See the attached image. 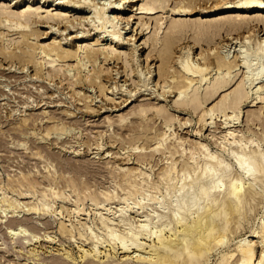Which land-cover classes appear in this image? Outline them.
<instances>
[{
	"label": "rangeland",
	"instance_id": "374dc122",
	"mask_svg": "<svg viewBox=\"0 0 264 264\" xmlns=\"http://www.w3.org/2000/svg\"><path fill=\"white\" fill-rule=\"evenodd\" d=\"M16 1L20 0H13L12 2L11 0H0V6L10 4L11 8H7L9 12L27 9V5H24L27 0H24L22 3H17L14 6ZM92 1L101 4L104 0ZM182 1L184 2L182 3ZM185 1L187 0H169L164 8L152 16L133 15L135 13H128L127 11L122 12L126 18L132 16L131 24L134 28L139 27L142 30V33L136 38L138 51L134 54L133 46L128 45L131 43L124 42L122 45H115L112 42L111 44L109 37L99 38L97 41L95 30L86 20H83L84 23L79 24L82 19L81 17L91 16V13H87V8L86 11L81 9L76 10L75 13L74 11L68 13V16L71 17L69 21L74 22L76 19L80 20H76L77 22L75 21L74 23L72 22L74 26L69 23H62V25H54L50 29L49 27L55 23H50L49 25L47 23L30 25L24 31L31 30L35 36H29L28 38L22 37L19 33L23 31L22 28H17L13 25L15 20L5 21L7 14H2L0 10V78L2 79H0V264H45V262L46 264L47 262L48 264L50 262L54 264L55 261L54 259L52 261L51 258H57L58 255L67 251L77 261L74 262L75 264H82V262L84 264V262L86 263V259L81 260L77 246H82L85 250H89L92 247V243L98 246L100 253L102 252L100 254L101 257L105 259L107 256L109 261L107 264H123L122 254L118 251L114 240L109 239L101 226L102 224L99 221L100 214L104 215V217L114 216L115 222L111 228L118 231V235L122 233L124 226L130 223H132L130 225H134L135 227L136 221L139 220L138 218L144 217L143 214L145 212H148L146 214H151L149 211L158 210L155 205L156 201L167 203L170 200L173 195V188L181 185L189 172L182 161L184 163L186 160L189 161L188 159H190L192 149V156L194 155L196 157L197 154L199 155V152H202L200 151L202 150L200 148L201 143L203 145L206 144V151L208 148V152L211 150V153H215L217 156L219 155L220 157H218L225 164H230V168L232 166L231 169H235L234 159L219 145L221 140L223 142L228 138L225 135L227 133L226 130H233L232 127L237 130V132L234 130L235 138L239 137L237 140L240 139L242 141L244 137L243 142L253 141L255 143L257 141V144L255 143L254 145L260 143L258 146H260V149H264V103L261 104L263 105L261 106L262 110L258 109L259 111L261 110L260 112L256 109L259 105L253 108L249 106V99L246 102L247 105L241 107L243 110H241V115L236 111L238 109H234L233 111L227 109L223 113H215L216 118L209 120V116L205 117V122L210 123L212 121L213 124H210V127L209 125L203 127L202 125L205 123L198 116V114L207 112L209 108L214 107L221 100V97L233 91L237 86L236 84H240L241 80H244L243 70H239V66L231 70L233 73L232 77L234 76L235 78L233 77V81L227 85L228 87L226 86V88L214 95L209 101H205L201 108L202 111L204 110L203 112L199 111L197 113L198 111H193L192 108L188 109L189 107L184 108L175 104L178 93L177 87L185 83L183 78L181 80L179 77L180 73H177L176 70H180L179 64L181 60L190 56V60L194 58L193 62L196 59V64L203 65L202 58L207 56L208 53L213 57L212 54L215 52L219 56L229 54V59H236L237 62L239 58H235L237 55L236 50L241 47L242 50L255 52L258 49H256L258 43L264 40V23L257 21L258 19H264V15L254 16L252 13H249L241 16V13L233 12L202 16V9H208L215 2L222 3L221 1L224 0H206L205 3L200 2L195 5L193 3V6H191L195 7H190L192 11L188 12L187 15L175 14L173 11L175 8L184 6V4L187 6V2ZM37 2L39 0L29 1L32 9L38 6ZM58 2L60 1L54 0V3ZM52 3V0H49V3L46 2L43 10L47 6L50 9L49 7ZM20 5H24V7L21 6L20 9L15 8ZM205 6L206 8H204ZM59 9L62 8L60 7ZM108 9L111 11V8ZM230 18H234L235 20L246 19L247 21H245L244 26L248 27L250 24V28H247L249 30L244 28L247 32L244 29H241L240 32H228L222 29L213 35L212 40L214 43L211 41L208 45L209 47L204 42L196 43L194 41L193 35L194 37L196 36L197 30L195 27ZM176 23H183L188 26L178 32L176 35L178 38L172 47V54L170 62L168 63V66L172 68L170 69L168 67L171 73L168 76L170 77L173 74L177 79L171 80L172 84L170 85V83H167V81L170 82L167 80L170 78L161 80L157 78L156 68L159 62L156 59L153 60V54H150L151 57L148 60L145 57L150 50L149 45L151 44V40L155 38L157 40L162 39L163 37L161 38V36L165 37L167 33L171 32L173 24ZM65 26L66 28H64ZM56 28L57 30L55 31ZM139 29L137 32H139ZM249 31H251V36H248L250 34H248ZM241 35H245L243 39L246 42L240 37ZM102 36L104 34H101L99 37ZM128 36L130 34H124L125 39ZM246 37L248 39L251 38L250 41ZM27 39L29 40L27 41ZM258 39H260L259 42H257ZM25 41H27L26 44L24 43ZM52 43L59 45L65 51L75 53L78 58L72 57L69 61L60 62V59L57 61L56 57H52L53 59L50 57L47 58L43 53H40L39 49L28 47V45L33 47H46ZM91 47H94V49L99 48L109 55L108 58L113 56V54L119 53L122 58L118 62H114L113 60L105 62L102 56L95 64L94 60L89 61L85 58L83 60L85 54L83 52H85L86 48ZM208 48L210 50L216 49L217 51L214 50L212 52L206 50ZM6 50L13 54L14 52L16 53L15 55H10ZM22 50L24 52L30 51L33 54L32 62H28L24 58L21 59V56L20 58L17 56V54L23 52ZM203 50L206 52H202ZM136 57L137 61L135 60ZM51 61L52 63H50ZM237 63L239 64V62ZM93 64L95 69L101 72L100 79H97V82L94 84H90L89 82L83 83L85 76H91L93 72V70L91 72V69H94ZM212 64H210L212 67L207 65V68H211V70L214 68L212 70L214 72L207 69V73L209 72L208 77H211L216 70L215 64ZM67 69L68 71H66ZM149 70L154 71L150 73ZM179 70L178 72H181ZM172 72L177 73V75ZM72 75H76V77H71ZM79 76L83 80L82 84L78 86L71 85L70 87V82H75L77 78L80 79ZM177 80L181 81V84L176 82ZM156 82H159V84H156ZM160 82H162V85ZM169 85L170 87H166ZM161 86H163V89H161ZM131 91L132 93H130ZM129 93L131 95L134 94V97L129 99ZM156 95L158 96L156 97ZM250 97H254V94ZM144 98L156 105L155 107L157 109H150V112L144 118L140 119L129 109L137 105L140 99ZM249 110L254 112L256 110V114L257 111L263 113L261 116L259 113L257 115L255 114L256 118H253V112L250 117L248 115L251 111L249 113L245 112ZM156 111L162 112L160 115H157ZM229 112L232 117L233 115L238 117V120H232V124L230 125L229 123L227 125L230 128L227 129V126L224 127L223 124L231 119ZM227 114L229 116L223 118ZM247 116L249 119H254L253 122L247 123L248 121H252ZM218 117L219 119H217ZM113 120H116L115 123ZM184 121L186 122L183 123ZM247 124L250 125L249 127L247 126L248 129L246 128ZM116 125L121 129H118L120 135L116 131L118 128ZM251 138L252 140H250ZM196 144L200 145L197 146ZM196 148L200 149L197 150ZM195 151H197V154ZM170 165L174 166L170 176L160 175L166 173ZM183 166L184 168H181ZM129 171H132L133 174H129ZM131 176H135L136 178L134 177L132 179ZM140 178L142 180H140L141 182L139 181ZM131 181L141 183L137 188L139 190L137 194L130 188V184H128ZM126 186L129 187L127 188ZM258 187H255L256 193L261 191L262 193L259 192L258 194H260L259 196H263L258 201L259 196L258 194L256 195L258 199L255 198V201H257L252 202L254 203L255 209L252 207L247 211L248 206L246 207L244 217L240 221V229L238 228V231L236 229L231 232L234 235L229 233L230 235L226 237L228 241L225 240L222 246L215 247L211 251L210 256H208V261H204L205 263L203 262L202 264H217L222 254L225 252L229 253V251L233 252L232 250H234V245H236L237 240L250 236L251 231L259 227L261 221L264 220V185L260 184ZM49 188H52V191L56 195L50 193L52 191ZM105 192L112 196L110 201L103 199L102 194ZM149 197L150 200L146 199ZM123 198L129 199V201L124 203ZM137 201H141L140 203L144 207L142 210L136 212L135 208L132 211L130 209L123 216L126 219L120 216L119 210L126 209L127 204L128 206L134 207L132 203ZM98 203H101L103 209L106 210H100V207L95 206ZM45 206H48L49 212H43ZM31 207H34L35 211H29ZM124 220L126 225H123L125 224L123 222ZM117 225L120 227L122 225V229ZM20 228H25L26 232L24 234L17 233V230ZM119 230L121 231L120 233ZM10 231L17 232L13 235ZM90 232L96 235L94 237L95 239L90 237ZM44 235H49L51 242L49 239L47 242L44 241ZM32 236L38 237V239ZM52 237L54 238L53 240ZM147 239L144 241L146 244L149 243V239ZM252 241H255L257 244L259 239L254 238ZM260 250L262 251L259 245L256 248L257 256H259ZM33 256L34 258H32ZM58 262L59 264H63L60 261H56L55 264H58ZM67 263L71 264L69 262Z\"/></svg>",
	"mask_w": 264,
	"mask_h": 264
},
{
	"label": "bare ground",
	"instance_id": "6f19581e",
	"mask_svg": "<svg viewBox=\"0 0 264 264\" xmlns=\"http://www.w3.org/2000/svg\"><path fill=\"white\" fill-rule=\"evenodd\" d=\"M12 1L13 0H11V2ZM23 1L24 0L16 1L14 3V6H16L17 3H22ZM29 1L30 0H27V2L24 4V5H27V9L16 10L15 12H9L7 10V8H11L10 4L9 5L7 4V5L2 6V7L0 6V10H1L2 14L3 13L7 14L8 18L5 17V21L15 20L13 25L17 28H22L23 31L19 32L22 37L28 38L29 36H33V37L35 36L34 32H32L31 30L30 31H24V30L28 29L29 26L32 24L35 25L37 23H40V24L41 23H45V24L47 23L49 25L50 23H55L53 25L51 24L52 26L49 27L50 29H52L54 27V25L60 26L59 24L62 25V23H69L70 25H73L72 24L73 21L72 22H71V20L69 21V18H71V17L68 16V13L73 12V11L75 13L76 10H81V9H83V11H86V8H87V13H91V16L81 17L82 19H81V22H79V24L84 23L83 20H86L87 23L91 27H93V29L95 30V36H96L97 41L99 40V38H108L109 37L111 44H112V42L115 45L116 44L122 45L124 42L131 43L128 45L133 46V48H134L133 54H134V53H137V51H138V47H137L138 45H136V38H137V36H139L142 33V30L139 29V27L134 28L133 25L131 24L132 16H129L126 18L123 16L124 14L122 12L127 11L128 13H135L133 15H150V16H152V15L156 14L157 12H159L162 8H164L169 0H112V1L104 0L101 4H99L98 2H95V1L93 2L92 0H59L60 2H58V3H54V0H52L53 3L49 7L50 9L47 8L48 6L46 7L47 10H46V8H45V10H43V8H44V4L46 2L49 3V0H39V2H37L38 6L34 7L33 9H32V6L30 5ZM183 2L184 1H182V3ZM185 2H187V6H185V4H184V6H180L177 9L175 8L173 10L175 12V14H178V15L186 14L187 15L188 12H191L192 11L191 9L195 7V6L192 7L193 3H194V5L196 3L198 4L200 2L205 3L206 0H187ZM221 2L222 3H220V2L216 3L215 2L214 5H212V7L208 8V9H202V11H203L202 16L205 17V16H211V15H216V14H221V13L225 14V13H233V12H239L242 14L241 16H245L249 13H252L254 16L261 15V14L264 15V0H224ZM24 5H20V6H17L15 8L20 9L21 6L24 7ZM201 5H203V4H201ZM14 6H13V8H14ZM60 7L62 9H59ZM190 7H192V8H190ZM108 8H111V11H109ZM204 8H206V6ZM129 9H131V10H129ZM76 20H78V19H76ZM76 20H74V22ZM78 21H80V20H78ZM86 21H85V23H86ZM245 21H247V20L246 19L245 20H242V19L235 20L234 18L233 19L230 18V19H223L221 21L209 22L207 24H201V25L195 27L197 30H196V36L194 37V35H193L194 41L196 43H200V42L203 43L204 42V44L206 46H208L211 43V41H213L212 40L213 35L218 33L222 29H225L228 32H238V31L240 32L241 29H244V28L247 29L250 24L248 25V27L244 26ZM257 21L264 23V19H262V20L258 19ZM187 26L188 25H185L183 23L173 24V26L171 28V32L167 33L165 37L161 36V38L163 37L162 39L157 40V38H155V39L151 40V44L149 45L150 50L145 57L146 60H148V58L151 57L150 54L151 53L153 54L152 55V57H154L153 60L156 59L159 62L158 66L156 68L157 69L156 70L157 75H158L157 78L160 80L164 79V78L165 79L170 78V79H167L170 81V82L167 81V83H170V85L172 84L171 80L177 79V77L174 76L173 74L170 77L168 76L169 74H171L169 72V70L172 68V67L170 68L168 66V63L170 62V58H171V54H172L171 53V51L173 49L172 47L176 43V39L178 38L176 35L178 34V32ZM64 28H66V26ZM138 29H139V32H137ZM246 29H244V31ZM56 30H57V28L55 29V31ZM247 30H249V29H247ZM247 30H246V32H247ZM250 30H252V29H250ZM250 32L251 31H249L248 34ZM241 33H243V32H241ZM101 34H104V36L99 37ZM124 34L125 35L130 34V36H128L125 39ZM245 35L244 36L241 35L240 37H242V39H243V37L245 38ZM248 36H251V33ZM250 39L247 38V40H249V41H250ZM21 40H20V42H21ZM28 40L29 39H27V41ZM230 40H232V39H230ZM238 40H239V33H238ZM259 40L260 39H258L257 42H259ZM27 41H25L24 43L26 44ZM240 42H241V40H240ZM244 42H246V41L244 40ZM213 43H214V41H213ZM213 43H212V45H213ZM223 45H225V44H223ZM256 46H257V44H256ZM28 47L33 48V49L34 48L39 49L40 53H43L47 58L48 57H50V58L56 57L57 61H58V59H60V62L69 61V60H71L70 58H72V57L78 58V56L75 53L65 51L59 45H57L55 43H52L46 47H42V46L41 47H36V46L33 47L31 45H28ZM219 47H220V45H219ZM256 49L257 50L255 52L254 51L248 52V50L247 51L242 50L240 47L238 50H236V54H237L236 57L234 55L235 52L231 49L234 52V54H233L234 57L239 58L238 60H240V61L237 60V62H239V64L236 62V59H233V60L229 59L230 58L229 54H226L224 56H222V55L219 56V55H216L215 52H214V54H212L213 57L210 56L211 55L210 53H208L209 55L206 53L207 56L202 58L203 61L201 60L202 62H204L203 65H199V63L196 64V59L193 62V60H194L193 57H192L193 60H190L189 59L190 56L181 60V63L179 64L180 70L176 69V68L175 69L177 70V73H180V75L179 74L178 75L181 78V80L183 78L185 83H184V85L178 86V87L175 84V86L177 87V91H178L175 104L177 106H181L184 108L189 107L188 109L192 108L193 111H198L197 113H199V111L201 112L202 111L201 110L202 105L205 103V101L206 102L209 101L211 98L214 97V95H216L218 92L222 91L224 88H226V86L231 81H233L234 76L232 77L233 73L231 70L233 68L239 66V70L240 69L243 70L244 78L243 77L242 78L244 80H241L240 84L239 83L236 84L237 86L236 87L234 86L235 89L233 91L225 94L224 97H221L220 98L221 100L219 99L220 101H218L216 103V105H214V107H212L211 109L209 108L207 110V112H203L204 111L203 110L202 114H200V115L198 114L200 120L205 123L202 126L204 127L205 125H209V127H210V124H213L212 121H210V123L205 122V117L209 116L208 117L209 120L216 118L215 113H218V112L223 113L227 109L232 110V111L234 109H238L236 111H238V113L241 115V113L243 111L241 109V107L247 105L246 102L249 99H250V101H249L250 107L253 108L254 106L257 107L259 105L258 108H256V109L257 110L261 109L262 108L261 106H263L261 104L264 103V40H262L261 42L258 43V47H256ZM24 50H22L23 52H20V54H17V56H19V58L21 56V59L24 58L28 62H32V57H33L32 55L33 54L30 51L24 52ZM206 50L213 52L216 49L210 50V48H208ZM106 51H108V50H106ZM209 51H207V52H209ZM202 52H204V50ZM15 53L16 52H14V54L12 52H8V54H10V55H15ZM83 53H85L83 60H84V58L89 60V61L94 60V64L98 60H100V57H102V56H103V60L105 62L108 60L109 61L113 60L114 62H118L122 58L120 56V53L119 54H113L112 53L113 56H110V58H108L109 55L104 53L99 48L94 49V47H91L88 49L86 48L85 52H83ZM199 55L201 56L202 54H199ZM210 57H212V58H210ZM231 57L233 58V56H231ZM54 60H56V59H54ZM135 60L137 61V57L135 58ZM82 62H84V61H82ZM50 63H52V61ZM212 63L215 64L216 70L212 76L209 75L211 77H208L207 75L209 72L207 73V69H209V68H207L208 67L207 65H210ZM94 64H93V66H94ZM171 65H172V63H171ZM210 67H212V66L210 65ZM71 70H72V68H71ZM92 70H93V72H92ZM178 70L181 72H178ZM209 70H211V68ZM212 70H214V68H212ZM66 71H68V69ZM153 71L154 70H151V71L149 70L150 73H152ZM58 72H60V71H58ZM91 72H92L91 76H85L84 81L80 78L81 76H79L80 79L77 78L78 81L76 79L75 82H70L69 86L70 87H71V85L72 86H78V85L82 84V81H83V83H85V82H89L90 84L96 83L97 82L96 80L100 79V77H101V72L99 70H96L95 66H94V69H91ZM212 72H214V71H212ZM237 72H236V74H237ZM141 73H143V72H141ZM172 73H175V72H172ZM177 73H175V74L177 75ZM117 75H118V71H117ZM146 75H149V74H146ZM55 76H56V74H55ZM73 76L76 77V75H72L71 77H73ZM176 82L180 83L181 81L177 80ZM161 83L162 82H160V84ZM173 83H174V81H173ZM148 84H151V83H148ZM148 84H146V85H148ZM156 84H159V82H156ZM170 85L166 86V87H170ZM177 85H178V83H177ZM161 87H162L161 89H163V86H161ZM147 88H148V86H147ZM164 90H165V88H164ZM151 91H154V90H151ZM130 93H132V91ZM163 93L165 94V92H163ZM163 93H162V95H163ZM202 93H204V94L202 95ZM250 93H251L250 96H252V94H254V97H250L249 96ZM152 94H154V93H152ZM157 96L158 95H156V97ZM131 97H134V94L133 95L130 94L129 99ZM126 102H127V100H126ZM51 105H53V104H51ZM155 106L156 105L151 103V101L149 102L148 99L144 98V99H140L138 101L137 105L131 107L129 110L133 111L135 113V116H138V118L142 119L147 115L148 112H150V109L156 108ZM251 110L245 111V112L249 113ZM258 111H257V114L260 112V111L259 112ZM161 112L156 111V114L160 115ZM252 112L254 114H252ZM255 112H256V110H255ZM255 112L251 111L249 113V115H248V113H247V115L250 117V115L252 114L253 118H256ZM262 113H259V115L261 116ZM127 114H129V113H127ZM229 114H230V112H229ZM219 115H221V114H219ZM222 116H223V114H222ZM228 116L229 115L227 114L223 118L228 117ZM229 117L231 119L229 121H226L223 124L224 127L229 125V123L231 125L234 120H236V121L238 120V117H236L234 115L232 117L230 114ZM249 117H248V119H249ZM114 119H116V118H114ZM217 119H219V117ZM249 120H252V121H248L247 123L253 122L254 119L251 118ZM115 121H114V123H115ZM185 122L186 121H184L183 123H185ZM221 123H223V122H221ZM219 124H220V122H219ZM90 125H92V124H90ZM247 126L249 127L250 125L249 124L246 125V128L248 129ZM263 126H264V124H263ZM251 127H250V129H251ZM226 128L229 129L230 126H227ZM118 129L121 130L120 127H118L116 131H118ZM213 129H211V130H213ZM232 129L233 130H226V132H227L226 134L224 132V134L226 136H228L227 139H230V140L227 141V139H226L223 142L221 140V143H219V145H221L222 149H224L229 154V156H231L234 159L233 161H235V163H234L235 169H231L232 166L230 168V166H229L230 164L229 165L227 163L225 164L219 158L220 157L219 155H218L219 156L218 157L217 155H215V153H211L212 152L211 150L208 152V148L206 151V149H205L206 144L205 145H203V143H201V145L196 144L197 146H199V145L201 146L200 148H202V150H200V151H202V152H199V155H198L197 151H195V153L198 155L197 156L195 154L196 155V157H195L194 155L192 156V154H193L192 148L193 147L189 148V149H192L191 150V152H192L191 156L188 155V156H190V159H188L189 161L186 160L185 163H184V161H182L183 165L185 164V168H187L189 171L187 173V175L185 176L186 178H184V182L179 186H176V187L173 186L174 187L173 188V195L171 196L170 200L167 203H161L159 201L155 202L156 208L158 210H154L151 212L149 211V213H151V214H146L148 212H145L143 214L141 212L144 215V217L138 218L139 220L136 221L137 225L135 223V227H134V225H130L132 223H130L129 225H126V222L124 220L123 222H125V224H123V225H126V226H124L122 233L120 235H118L117 234L118 231L111 228V226L114 225V222H115L114 216L113 217H108V216L104 217V215L100 214L99 221L102 224L101 226L103 227V230L105 231V233L109 237V239L114 240L118 251L120 252V254H122V260H123L122 263L123 264H202L204 261H208L207 258H208V256H210L211 251H213V249L215 247L217 248V246H222L224 244V241L226 240L227 235H230L229 233L235 231L236 229L238 231L240 221H241V219H243L242 217H244V214L246 212V207L248 206L247 211H249V208H252V207L254 208V203H252V202L257 201V200L255 201V198H257L260 195V194H258L259 192L262 193L261 191H259L260 188L258 187V185H260V184L264 185V149H260V146H258L260 143H258V145H254L257 141L254 143L253 141L250 142V141H247L245 139V141H247V142H243L244 137L243 138L241 137L242 141L240 139L237 140L239 137L237 136L238 138H235V135H234L235 131L237 132V130H235V128H233V127H232ZM236 129H238V128H236ZM240 130L242 131V129H240ZM104 131H106V130H104ZM123 131H124V129H123ZM246 132H248V131H246ZM115 135H113V136L115 137ZM119 135H120V132H119ZM121 135H122V133H121ZM223 135H221V136H223ZM222 138H225V137H222ZM250 140H252V138ZM229 141H231V142H229ZM158 145H160V143H158ZM221 146H219V147L221 148ZM254 146L256 147V149ZM200 148H196V149L198 150ZM172 163H170V164H172ZM173 165H175V164H173ZM173 167L174 166L170 165V167L167 168L166 173L160 174V175L170 176V173L173 170ZM181 168H184V166ZM130 170H132V169H130ZM126 171H128V170H126ZM132 171H129V174H133ZM131 177L133 179L135 176H131ZM159 177H161V176H159ZM126 178H128V177H126ZM137 178H139V176H137ZM162 178H163V176H162ZM128 179H130V178H128ZM186 179H188V180H186ZM140 180H141V178L139 179V181ZM74 181H75V179H74ZM126 181H127V179H126ZM170 181H172V180H170ZM125 184H127V183L125 182ZM128 184H130V188H132V190L137 194L139 191V190H137V188L139 187V185H141V183H139L137 181H134V182L131 181ZM256 186L259 188V189L257 188L259 191L258 193H256V191H255ZM50 190L52 191V188ZM263 192H264V190H263ZM50 193L56 195V193L54 191H52ZM257 194H258V196L256 197ZM81 195H82V193H81ZM102 196H103V199L105 201H108V200L110 201L112 199V196L106 192L103 193ZM261 196H263V195H261ZM261 196H259L258 201H260ZM88 197H89V195H88ZM146 199L150 200V197L146 198ZM4 200H6V199H4ZM100 201H103V200H100ZM123 201H124V203H127L129 201V199L123 198ZM140 202L141 201H137L135 203L133 202L132 204H134V207L128 206V204H127V207L125 206L126 209L123 208V209H121V211L119 210L120 216L121 217L125 216V214L130 209L132 211L133 208L136 209L135 210L136 212L142 210L144 207L141 205ZM251 204H253V205H251ZM95 206L100 207V210L101 209L106 210V209H103V205H101V203H98ZM109 206H108V208H109ZM34 207L29 208V211L30 210L33 211L35 209ZM44 209H45L43 211L44 213L50 211L48 209V206H45ZM77 211H78V209H77ZM139 213H137V214H139ZM77 214H78V212H77ZM137 214H135V215H137ZM123 218H125V217H123ZM133 218H135V217H133ZM121 221H122V219H121ZM134 221H135V219H134ZM10 222H11V220H10ZM131 222H133V221H131ZM133 224H134V222H133ZM71 226H73V225H71ZM117 226H119V225H117ZM115 227H116V225H115ZM121 227H123V226L121 225ZM15 228H16V225H15ZM63 228H65V227H63ZM11 230H14V229H11ZM17 231H14V232L10 231V232H11V234L13 233V235H15V232L20 233V234L21 233L24 234L26 232L25 228L24 229L20 228ZM27 232H28V230H27ZM120 232L121 231L119 230V233ZM231 234H233V233H231ZM250 234L251 235L246 237V238H242V239L237 240L236 245H234L235 248H234V250H232L233 252L229 251V253L225 252L224 254H222L220 256V259H219L217 264H264V220L261 221L259 227L257 229L252 230ZM30 235H31V233H30ZM79 235H81V234H79ZM89 235L92 239L94 237H96V235H94V233H92V232H90ZM92 235H94V236L92 237ZM24 237H25V235H24ZM32 237H35V236H32ZM35 238L38 239V237H35ZM43 238L45 239L44 241L47 242L48 239L50 241L51 237L49 235H44ZM72 238L74 239V237H72ZM254 238L259 239V242L257 244L255 241H252V239H254ZM53 239L54 238L52 237V240ZM146 239L149 241L148 244H146V242H144V241H146ZM226 241H228V240H226ZM110 244H107V245H110ZM258 244L260 245V247L262 249V251L260 250L261 252L259 253V256H257V253H256V248L259 246ZM77 247H78V250L80 253L79 257L81 258V260L86 259L85 260L86 263L84 262V264H107V262H109L106 255H105L106 256L105 259H104V257L100 256V254H102V252L100 253V251L98 250V246L96 244L92 243V247L89 250H85L82 246H81L82 248L80 246H77ZM109 248H111V247H109ZM113 251H115V250L113 249ZM137 253H140V254H137ZM32 258H34V256ZM109 258H110V256H109ZM52 259H54L55 262L56 261L63 262V264H68L67 262H69L71 264H75L74 262H77V261H75L74 258H72L70 256L68 251L64 252L63 254L58 255L57 258H51V260ZM49 260H50V257H49ZM55 262H54V264H55ZM45 264H46V262H45ZM47 264H48V262H47ZM50 264H51V262H50ZM58 264H59V262H58ZM82 264H83V262H82Z\"/></svg>",
	"mask_w": 264,
	"mask_h": 264
}]
</instances>
